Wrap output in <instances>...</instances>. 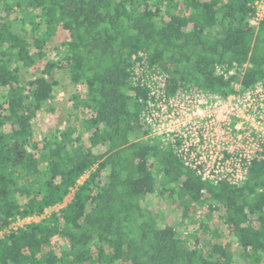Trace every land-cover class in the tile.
Listing matches in <instances>:
<instances>
[{"label": "trees", "instance_id": "1", "mask_svg": "<svg viewBox=\"0 0 264 264\" xmlns=\"http://www.w3.org/2000/svg\"><path fill=\"white\" fill-rule=\"evenodd\" d=\"M255 1L0 0V264H264V159L239 185L203 180L160 139L144 138L147 89L133 78L143 60L168 75V92L264 84V16L250 24ZM58 27L68 34L59 56L26 76ZM56 70L80 89L71 100L83 110V131L67 125L39 135L32 121L51 103ZM72 189L59 213L7 231ZM156 191L177 199L186 219L203 204L222 207L236 250L189 247L145 211Z\"/></svg>", "mask_w": 264, "mask_h": 264}, {"label": "built area", "instance_id": "2", "mask_svg": "<svg viewBox=\"0 0 264 264\" xmlns=\"http://www.w3.org/2000/svg\"><path fill=\"white\" fill-rule=\"evenodd\" d=\"M263 16L255 10L250 24L257 25ZM143 64L140 70L133 67V78L147 89L141 113L147 130L144 138L160 139L164 148L203 180L239 185L253 161L264 159V84L258 82L247 89L235 84L228 94L193 86L168 92V75ZM217 71L223 73L220 67ZM36 216L18 217L9 228L22 227Z\"/></svg>", "mask_w": 264, "mask_h": 264}, {"label": "rangeland", "instance_id": "3", "mask_svg": "<svg viewBox=\"0 0 264 264\" xmlns=\"http://www.w3.org/2000/svg\"><path fill=\"white\" fill-rule=\"evenodd\" d=\"M254 8L258 13L264 14V0H257L254 3ZM68 38L67 32L58 27L51 38V41L45 46L46 56L44 59H37L35 66L29 68V75H39L42 65H44L46 59L57 58L60 52L57 48L60 46L63 40ZM140 66H144L141 60H135L133 67L140 70ZM147 70V67L145 66ZM150 71L151 68H148ZM24 72V71H22ZM21 72V73H22ZM53 80L57 82L55 91L53 93L50 105L45 104L37 116L33 119L32 124L37 134L43 135L47 131L54 130L58 127H65L67 125H75L80 131L82 130L83 110L73 107V100L71 97L74 93H77L78 86L70 81L65 70H56L53 75ZM83 131V130H82ZM87 132L84 131V138L87 140ZM88 176V173L84 174L79 184L82 183ZM101 183H104V179ZM71 200L70 197H66L62 203L56 204L45 210L42 215H37L31 219L24 221L29 223L32 221H39L42 218L49 216L51 213H59L60 210ZM145 211L154 217L161 225L172 226L182 240L187 242L189 247L201 245L204 250H208V246L211 243H223L228 248L236 250L235 244L231 238L228 237L226 226L222 223L220 215L223 214L224 209L222 207L209 208L207 204H203L196 209V214L191 219L183 217V206L177 199L168 197V192L165 191L164 195L159 192L155 194H148L143 200ZM216 206V205H215ZM187 221V222H185ZM20 223V224H24ZM19 225H14L7 230L13 229ZM53 246H57L58 237L52 238Z\"/></svg>", "mask_w": 264, "mask_h": 264}]
</instances>
